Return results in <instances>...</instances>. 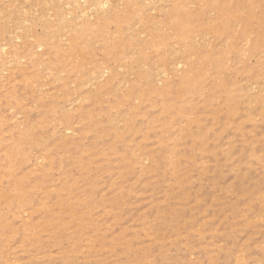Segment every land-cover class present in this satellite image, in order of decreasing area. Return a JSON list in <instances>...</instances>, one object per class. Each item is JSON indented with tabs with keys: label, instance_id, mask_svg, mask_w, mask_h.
I'll use <instances>...</instances> for the list:
<instances>
[{
	"label": "rangeland",
	"instance_id": "374dc122",
	"mask_svg": "<svg viewBox=\"0 0 264 264\" xmlns=\"http://www.w3.org/2000/svg\"><path fill=\"white\" fill-rule=\"evenodd\" d=\"M259 20L264 0H0V264H264Z\"/></svg>",
	"mask_w": 264,
	"mask_h": 264
},
{
	"label": "bare ground",
	"instance_id": "6f19581e",
	"mask_svg": "<svg viewBox=\"0 0 264 264\" xmlns=\"http://www.w3.org/2000/svg\"><path fill=\"white\" fill-rule=\"evenodd\" d=\"M76 1V0H75ZM176 1V5H177V7H179L180 6V0H175ZM98 4V3H97ZM193 13H191V15H192ZM225 16V19L227 18V13L224 15ZM245 25H246V27H247V23L248 22H250V20L248 19L247 20V18L245 17ZM259 23H258V27H257V37H256V39H255V43H254V48H258V47H262L263 46V40H264V36H263V33H264V22L262 21V20H259L258 21ZM186 29H187V25L185 26V25H183ZM77 39H75V41H76ZM46 42V41H45ZM79 43L80 42V38L76 41V43ZM81 43V42H80ZM189 46L191 45V42L189 41ZM82 45H83V43H82ZM188 46V47H189ZM263 75H264V73H263ZM147 86H151V84H148ZM147 89H148V87H147ZM228 95V94H227ZM234 97H233V95H229V96H227V98H226V105L228 106L230 103H231V101H233L234 99H233ZM169 107H170V104H168L167 103V105L165 106V104H163V109L165 110V108L166 109H169ZM165 112V111H164ZM217 114H218V111H217V109L216 108H214L213 110H212V116L214 117V118H216L217 117ZM27 131H29V130H27ZM26 131V132H27ZM17 190V193H21V192H19V188L17 187L16 188ZM9 196L8 195H6V193H1L0 192V200H5V199H7Z\"/></svg>",
	"mask_w": 264,
	"mask_h": 264
}]
</instances>
